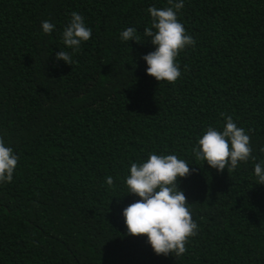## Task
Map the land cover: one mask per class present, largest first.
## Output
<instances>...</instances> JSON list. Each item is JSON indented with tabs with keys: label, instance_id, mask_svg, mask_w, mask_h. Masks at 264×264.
I'll return each mask as SVG.
<instances>
[{
	"label": "trees",
	"instance_id": "16d2710c",
	"mask_svg": "<svg viewBox=\"0 0 264 264\" xmlns=\"http://www.w3.org/2000/svg\"><path fill=\"white\" fill-rule=\"evenodd\" d=\"M150 6L168 0H0V136L19 157L0 184V264H264V0H185L178 18L196 44L174 83L146 74ZM74 11L92 37L67 65L56 53ZM127 27L137 42L120 39ZM226 116L255 159L218 171L195 150ZM152 153L192 169L179 186L198 232L177 258L128 235L122 216L138 199L130 164Z\"/></svg>",
	"mask_w": 264,
	"mask_h": 264
},
{
	"label": "clouds",
	"instance_id": "9594fccd",
	"mask_svg": "<svg viewBox=\"0 0 264 264\" xmlns=\"http://www.w3.org/2000/svg\"><path fill=\"white\" fill-rule=\"evenodd\" d=\"M185 6V0H168V6H150L151 27L143 35L150 40L154 51L142 56L146 63V74L158 82L174 83L181 77L177 63L179 54L188 47H194L195 39L189 35L178 18ZM56 25L50 20L41 23L45 35H51ZM92 37V29L78 12L71 17L62 31L66 50L56 53V60L72 64V52ZM125 42H137V29L127 27L120 33ZM71 50V51H69ZM250 136L239 127L231 116L225 117L222 130L209 126L197 139L195 155L210 168L223 171L236 169L247 163L252 156ZM19 157L5 139L0 136V184L11 183ZM129 175L125 177L128 194L138 199L124 208L122 216L131 236H145L156 255L175 254L180 257L186 252V242L198 232V225L192 219L185 192L179 182L192 174L191 165L176 154L152 153L142 162H131ZM254 174L259 184H264V161L256 163ZM113 177H106V184L113 185Z\"/></svg>",
	"mask_w": 264,
	"mask_h": 264
}]
</instances>
